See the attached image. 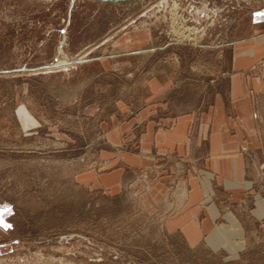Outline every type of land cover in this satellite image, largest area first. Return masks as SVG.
Listing matches in <instances>:
<instances>
[{
	"label": "rangeland",
	"instance_id": "1",
	"mask_svg": "<svg viewBox=\"0 0 264 264\" xmlns=\"http://www.w3.org/2000/svg\"><path fill=\"white\" fill-rule=\"evenodd\" d=\"M260 9L264 0H0V264H264V88L259 144L237 152L239 197L213 183L207 199L221 211L220 244H193L173 224L189 220L199 160L143 145L150 122L157 134L194 111L189 138H206L204 99L221 82L228 90L235 43L263 36L252 28ZM56 58L70 62L50 68ZM154 79L171 89L170 124L140 115L166 104L148 98ZM228 213L241 235L224 228Z\"/></svg>",
	"mask_w": 264,
	"mask_h": 264
},
{
	"label": "crops",
	"instance_id": "2",
	"mask_svg": "<svg viewBox=\"0 0 264 264\" xmlns=\"http://www.w3.org/2000/svg\"><path fill=\"white\" fill-rule=\"evenodd\" d=\"M252 19L254 32L264 33V9L255 11ZM127 38L137 40L135 35ZM232 55L233 73L229 78L230 86L224 88L228 90H222L223 82H221L219 84L221 89L213 94L207 93L209 97L204 99V104L208 106L206 116L210 124L206 138L200 137L194 140L189 138L188 131L192 117L195 115L194 111V114L178 115L172 129L162 128L157 134L154 133L156 132L154 123L150 122L143 142L145 148H153L155 143L157 147L161 143H163L161 146H171L176 152L187 157L189 164H196L199 160L201 167L203 166L201 170L203 177L196 176L195 165L189 170L186 210V217L189 220L186 222L185 218L180 217L173 221L174 225L182 226L186 230L193 244L203 239H209L216 244L223 242L220 238L223 229L216 224L221 211L216 202L207 203V199L217 194L218 187L213 183L223 185L229 195L239 197L237 194L244 186L246 165L244 156L237 152L243 149L251 150L259 144L254 93L255 90L260 91L264 88V65L262 67L259 65L264 62V34L258 37L253 35L236 42ZM249 70L251 74L246 76L243 71ZM255 70L260 74L256 75ZM225 82L227 85L228 79ZM151 85L148 98L156 100V103L166 104L162 109L153 104L148 105L143 108L140 115L146 120L153 114L161 112L165 116L164 123L170 124L172 118L168 117L171 113L167 108L170 105L166 100L171 94V89L161 84L158 79H154ZM166 110L168 112H165ZM248 136L252 139L247 140ZM259 202L260 210L264 214V200ZM226 218L230 224L224 225V228L231 230L234 235H241L243 228L238 217L228 213ZM224 241H228L227 238ZM233 242L237 240H229V243L233 244Z\"/></svg>",
	"mask_w": 264,
	"mask_h": 264
},
{
	"label": "bare ground",
	"instance_id": "3",
	"mask_svg": "<svg viewBox=\"0 0 264 264\" xmlns=\"http://www.w3.org/2000/svg\"><path fill=\"white\" fill-rule=\"evenodd\" d=\"M177 10V9H176ZM176 14V13H175ZM177 17V15H176ZM175 21V20H174ZM183 23V22H182ZM180 28V27H179ZM178 32V30H176ZM183 34V33H182ZM189 38V37H188ZM60 60H63L64 62H68L69 58H64V59H58L53 65H48L50 68H55V67H60L61 65L59 64ZM73 61V60H72ZM70 62V61H69ZM68 62V63H69ZM48 66H46L47 68H49Z\"/></svg>",
	"mask_w": 264,
	"mask_h": 264
},
{
	"label": "water",
	"instance_id": "4",
	"mask_svg": "<svg viewBox=\"0 0 264 264\" xmlns=\"http://www.w3.org/2000/svg\"><path fill=\"white\" fill-rule=\"evenodd\" d=\"M104 1H108V0H104ZM56 60H58V58H56Z\"/></svg>",
	"mask_w": 264,
	"mask_h": 264
}]
</instances>
